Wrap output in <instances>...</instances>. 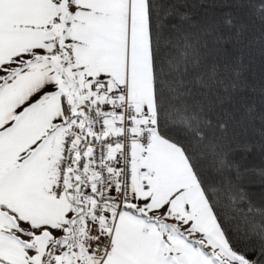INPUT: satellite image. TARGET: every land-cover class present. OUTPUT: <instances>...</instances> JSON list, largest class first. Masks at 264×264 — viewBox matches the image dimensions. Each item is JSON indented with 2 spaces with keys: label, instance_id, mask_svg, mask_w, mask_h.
<instances>
[{
  "label": "snow or ice",
  "instance_id": "6c2138e0",
  "mask_svg": "<svg viewBox=\"0 0 264 264\" xmlns=\"http://www.w3.org/2000/svg\"><path fill=\"white\" fill-rule=\"evenodd\" d=\"M0 264H264V0H0Z\"/></svg>",
  "mask_w": 264,
  "mask_h": 264
}]
</instances>
